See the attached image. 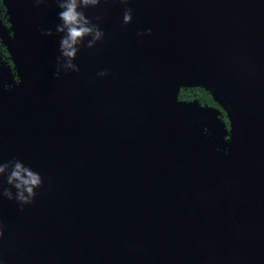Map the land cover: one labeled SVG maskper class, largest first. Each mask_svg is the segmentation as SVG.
Segmentation results:
<instances>
[{
	"label": "water",
	"instance_id": "95a60500",
	"mask_svg": "<svg viewBox=\"0 0 264 264\" xmlns=\"http://www.w3.org/2000/svg\"><path fill=\"white\" fill-rule=\"evenodd\" d=\"M4 3L0 264H264V0H99L74 67L59 0ZM192 87L228 116L225 155L203 130L223 137L220 111L179 100ZM17 161L41 178L31 203Z\"/></svg>",
	"mask_w": 264,
	"mask_h": 264
},
{
	"label": "clouds",
	"instance_id": "9594fccd",
	"mask_svg": "<svg viewBox=\"0 0 264 264\" xmlns=\"http://www.w3.org/2000/svg\"><path fill=\"white\" fill-rule=\"evenodd\" d=\"M39 2L40 0H36L37 4ZM98 3L99 0H59L58 6L62 10L58 13L61 24L57 25V31L64 33L61 38V52L64 57L68 58L67 67H74L71 60L75 57L78 50L76 45L80 44L85 36H93V39L88 43V46L91 47L103 35L95 25L91 24L84 12L78 10L79 8L96 5ZM130 20L131 9H127L124 15V21L127 23ZM151 31V29H147L149 34H151ZM44 34L52 35V32L49 29ZM106 74V72L100 73L102 76ZM56 75L59 76V71L56 72ZM7 167L8 165L0 166V173L5 172ZM8 183L12 184L18 190L16 198L20 202L31 203L36 196L34 189L40 186L41 178L39 174L17 161L13 164L12 170L8 175ZM4 195L9 199L13 198L10 190H5ZM0 234H2V230H0Z\"/></svg>",
	"mask_w": 264,
	"mask_h": 264
},
{
	"label": "flooded vegetation",
	"instance_id": "af4514ba",
	"mask_svg": "<svg viewBox=\"0 0 264 264\" xmlns=\"http://www.w3.org/2000/svg\"><path fill=\"white\" fill-rule=\"evenodd\" d=\"M9 40L13 44L15 43L14 35L12 31V25L10 22L6 4L4 3V0H0V90L2 89L14 90L16 86L19 84L17 65L14 62L11 52H10V48L8 45ZM194 88H198V87H192L188 89H194ZM193 100H199V99L197 98H194L192 100L183 99L180 101H193ZM200 104L203 107L211 106L220 111V117L225 126V133L223 137H219L217 134L208 133L205 127H203V130L213 139L219 140V143L217 144V148L215 149V152L221 155H225L228 152V145H229L230 138H231L230 122H229L228 116L217 102L211 105L206 104V103L203 104L201 102Z\"/></svg>",
	"mask_w": 264,
	"mask_h": 264
},
{
	"label": "trees",
	"instance_id": "16d2710c",
	"mask_svg": "<svg viewBox=\"0 0 264 264\" xmlns=\"http://www.w3.org/2000/svg\"><path fill=\"white\" fill-rule=\"evenodd\" d=\"M197 98L200 100L201 103L206 104H215L216 102L213 100L212 95L205 90L204 88H194V89H188V88H182L179 92V100L183 99H194Z\"/></svg>",
	"mask_w": 264,
	"mask_h": 264
}]
</instances>
